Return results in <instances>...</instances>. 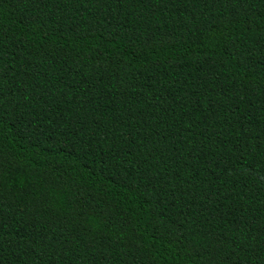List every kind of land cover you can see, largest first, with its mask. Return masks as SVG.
Returning <instances> with one entry per match:
<instances>
[{"label": "trees", "instance_id": "1", "mask_svg": "<svg viewBox=\"0 0 264 264\" xmlns=\"http://www.w3.org/2000/svg\"><path fill=\"white\" fill-rule=\"evenodd\" d=\"M0 264H264V0H0Z\"/></svg>", "mask_w": 264, "mask_h": 264}]
</instances>
